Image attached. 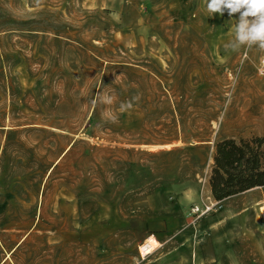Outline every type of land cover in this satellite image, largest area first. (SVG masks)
Here are the masks:
<instances>
[{"label": "rangeland", "instance_id": "374dc122", "mask_svg": "<svg viewBox=\"0 0 264 264\" xmlns=\"http://www.w3.org/2000/svg\"><path fill=\"white\" fill-rule=\"evenodd\" d=\"M238 19L206 0H0V264H264V188L210 189L217 141L264 138V49Z\"/></svg>", "mask_w": 264, "mask_h": 264}, {"label": "trees", "instance_id": "16d2710c", "mask_svg": "<svg viewBox=\"0 0 264 264\" xmlns=\"http://www.w3.org/2000/svg\"><path fill=\"white\" fill-rule=\"evenodd\" d=\"M214 148L210 189L216 201L264 188V138H228Z\"/></svg>", "mask_w": 264, "mask_h": 264}, {"label": "clouds", "instance_id": "9594fccd", "mask_svg": "<svg viewBox=\"0 0 264 264\" xmlns=\"http://www.w3.org/2000/svg\"><path fill=\"white\" fill-rule=\"evenodd\" d=\"M39 2V0H38ZM207 10L211 14H223L225 10L229 15L239 13L235 27V40L240 45H258L264 49V0H206ZM251 17V19H249ZM99 101L111 105L114 98L107 94H98ZM139 100V96L133 98ZM121 109L132 107L131 102L122 103ZM115 119V117H112Z\"/></svg>", "mask_w": 264, "mask_h": 264}, {"label": "built area", "instance_id": "2783aa9c", "mask_svg": "<svg viewBox=\"0 0 264 264\" xmlns=\"http://www.w3.org/2000/svg\"><path fill=\"white\" fill-rule=\"evenodd\" d=\"M213 209V205H205L203 207L197 206L194 207L191 210V215L195 217H201L206 214H208L211 210ZM158 249L156 248L155 245L150 242V239L147 238L140 246H139V254L142 259H147L150 256H152L154 253H156ZM152 253V254H150Z\"/></svg>", "mask_w": 264, "mask_h": 264}, {"label": "bare ground", "instance_id": "6f19581e", "mask_svg": "<svg viewBox=\"0 0 264 264\" xmlns=\"http://www.w3.org/2000/svg\"><path fill=\"white\" fill-rule=\"evenodd\" d=\"M173 145H165V146H161V147H166V148H170V147H172ZM160 147V146H159ZM260 211L263 213V215H264V207H260Z\"/></svg>", "mask_w": 264, "mask_h": 264}]
</instances>
